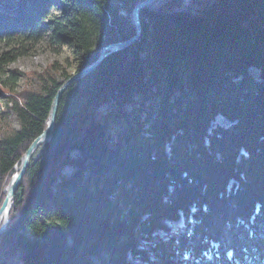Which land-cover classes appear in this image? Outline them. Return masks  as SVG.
Wrapping results in <instances>:
<instances>
[{"label": "trees", "instance_id": "1", "mask_svg": "<svg viewBox=\"0 0 264 264\" xmlns=\"http://www.w3.org/2000/svg\"><path fill=\"white\" fill-rule=\"evenodd\" d=\"M143 1L0 0V92L19 123L0 139V207L71 75L55 64L15 97L7 66L47 33L78 72L134 36ZM139 18V39L62 95L0 264H264V0H158Z\"/></svg>", "mask_w": 264, "mask_h": 264}, {"label": "rangeland", "instance_id": "2", "mask_svg": "<svg viewBox=\"0 0 264 264\" xmlns=\"http://www.w3.org/2000/svg\"><path fill=\"white\" fill-rule=\"evenodd\" d=\"M28 47L29 49L24 55L17 57L7 66V75L13 72L20 74L19 81L16 84L15 93H13L15 97L23 91L39 89L43 73L47 71H50L51 73V67L55 64H57L58 67H62L67 74H71L70 77L74 74L75 62L72 48L66 45L59 46L50 42V37L47 33L42 37V39L39 40L37 44ZM7 51H9V48L0 44V54ZM62 68H60L58 72L52 71V75L60 79L61 77L59 75L63 70ZM251 72L254 75L257 73L254 69H251ZM8 96L9 92H0V139L4 136V133H7L10 131V129L15 130L19 128V123L15 115L10 109H8L10 103H8V107H6V98ZM100 111H102V109H100ZM216 122L222 124V122L225 121L218 118ZM71 170V168H66L63 173L68 175L70 174ZM2 224L3 222H0V227ZM175 225H182V221L179 220L175 223Z\"/></svg>", "mask_w": 264, "mask_h": 264}, {"label": "water", "instance_id": "3", "mask_svg": "<svg viewBox=\"0 0 264 264\" xmlns=\"http://www.w3.org/2000/svg\"><path fill=\"white\" fill-rule=\"evenodd\" d=\"M156 1H158V0H145L134 8L133 18H134L135 24H136V32H135L134 36H132L130 39H127L125 41L109 44V45H106L105 47H103L98 58L93 63H91L86 68L74 73L70 78L65 80L63 82V84L60 86V88L56 92L54 99L52 101V105L50 108L46 128L31 143V145L28 147L26 152L23 154V156L21 158V165H20L19 171L12 176V178H11L7 188H6V195H5V198L3 200L2 205L0 207V218L3 215L5 216V220L2 224V226L0 227V235H2L5 232L6 228L8 227L9 211L11 208V202H12V199L14 197L15 191H16L18 185L20 184V182H21V180H22V178L26 172V169L28 167L30 159L32 158L35 151L41 145L47 143L52 138V135L54 132V127H55L57 110H58V106H59L62 95L65 93V91L73 83L81 80L82 78H84L87 75H89L90 73H92L103 62V60L106 57H108L110 54L121 51V50L127 48L128 46L132 45L133 43H135L139 39L141 31H142L141 30V24H140V18H139V12L142 9H144L145 7L153 4Z\"/></svg>", "mask_w": 264, "mask_h": 264}, {"label": "bare ground", "instance_id": "4", "mask_svg": "<svg viewBox=\"0 0 264 264\" xmlns=\"http://www.w3.org/2000/svg\"><path fill=\"white\" fill-rule=\"evenodd\" d=\"M220 119H222V118H220ZM223 121H225L224 119H222ZM224 125V124H223ZM4 220H5V216L3 215V216H1V218H0V222L2 223V222H4Z\"/></svg>", "mask_w": 264, "mask_h": 264}]
</instances>
